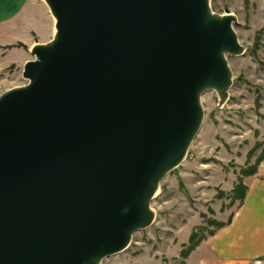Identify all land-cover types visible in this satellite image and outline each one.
Returning <instances> with one entry per match:
<instances>
[{"label":"water","instance_id":"95a60500","mask_svg":"<svg viewBox=\"0 0 264 264\" xmlns=\"http://www.w3.org/2000/svg\"><path fill=\"white\" fill-rule=\"evenodd\" d=\"M47 1L56 36L0 97V264H96L149 224L239 45L209 0Z\"/></svg>","mask_w":264,"mask_h":264},{"label":"rangeland","instance_id":"374dc122","mask_svg":"<svg viewBox=\"0 0 264 264\" xmlns=\"http://www.w3.org/2000/svg\"><path fill=\"white\" fill-rule=\"evenodd\" d=\"M6 1L0 0L2 15L6 14L1 9ZM247 2L245 5V0H209L214 15L226 14L233 19L239 49L224 53L230 85L224 91L205 90L200 95L201 126L183 161L165 173L150 197L149 224L131 234L125 250L96 264H186L180 252L190 233L201 227L199 235L205 238L214 230L211 219L227 221L236 208L237 201H230L231 191L218 188L221 177L228 187L241 169L264 158V0ZM259 31L262 32L255 47ZM39 45L43 44L33 47ZM33 47L22 43L0 47L5 51L0 53V97L29 83L23 70L28 61L35 60ZM260 167L264 169V160L257 169Z\"/></svg>","mask_w":264,"mask_h":264},{"label":"crops","instance_id":"0c3cea01","mask_svg":"<svg viewBox=\"0 0 264 264\" xmlns=\"http://www.w3.org/2000/svg\"><path fill=\"white\" fill-rule=\"evenodd\" d=\"M1 9L6 14H0V47L22 43L32 48L53 38L54 19L43 0H7ZM237 177L228 187L221 177L219 190L232 192ZM242 183L245 197L237 201L230 221L218 219L225 225L203 238L188 255L186 264H264V169L260 167L254 175L242 177Z\"/></svg>","mask_w":264,"mask_h":264},{"label":"trees","instance_id":"16d2710c","mask_svg":"<svg viewBox=\"0 0 264 264\" xmlns=\"http://www.w3.org/2000/svg\"><path fill=\"white\" fill-rule=\"evenodd\" d=\"M247 1L248 0H245V5L248 4ZM260 32H262V31H259L258 33H256L257 41L255 42V47L258 46ZM263 160H264L263 157L257 158L254 165H252V167H248L247 169H241L240 170L239 176L237 177V184H235V186L233 187V190L231 192L230 201L232 202V204L235 201L242 202L244 197H245L246 187L242 183V177L254 175L257 172L258 165ZM229 221H230V219H228L227 223ZM210 225L212 227H214V230H211L208 232L209 236L213 235L216 230L222 228L225 225V223L217 222V221L211 219ZM202 230L203 229L200 227V228H196L195 230H193L190 233L187 244L184 245V249H182V251L180 252V256H181V258H183V261L186 260L187 256L190 254V252H192L197 247V245L200 243V241L203 239V236L199 235L200 234L199 231H202ZM183 264H185V262Z\"/></svg>","mask_w":264,"mask_h":264},{"label":"bare ground","instance_id":"6f19581e","mask_svg":"<svg viewBox=\"0 0 264 264\" xmlns=\"http://www.w3.org/2000/svg\"><path fill=\"white\" fill-rule=\"evenodd\" d=\"M43 2H46L47 5L49 4L47 0H46V1L43 0ZM48 6H49V5H48ZM49 8H50V10L52 9L50 6H49ZM207 8H208V12L211 13L212 15H214L213 12H211V10H210V7H209L208 2H207ZM51 11H52V10H51ZM51 16H52V15H51ZM226 16H227V15L225 14V15H223L222 17H226ZM222 17H221V18H222ZM52 18H53V17H52ZM55 23H56V21L54 22V24H55ZM54 32H55V34H54V37H55V36H56V29H55ZM54 41H56V38H55ZM54 41H53V42H54ZM53 42L50 43L49 46H45L44 48H48V47H49V48H52V47H54L55 43H53ZM49 48H48V49H49ZM229 85H230V84H229ZM229 87H230V86H229ZM223 91H224V90H223ZM188 145H189V144H188ZM188 145L186 146V144H184V145L180 146L179 151H180V152H183V154H186V150H187V148H188ZM185 146H186V149H185V152H184L183 147H185ZM176 153H178V150L174 153V155H175ZM174 155H173V154H170V155H169V157H168V159H167V163L171 160V158H172ZM176 167H177V166H176ZM176 167H175V168H176ZM163 177H165V176H163ZM158 188H159V187H158ZM152 198H153V197H152ZM127 246H128V243H127V245H126L125 247L127 248Z\"/></svg>","mask_w":264,"mask_h":264}]
</instances>
